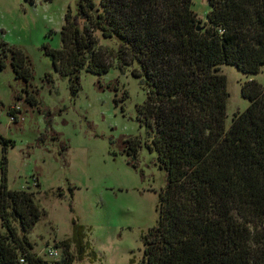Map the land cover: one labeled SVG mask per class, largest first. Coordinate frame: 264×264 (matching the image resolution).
Instances as JSON below:
<instances>
[{"label":"trees","instance_id":"1","mask_svg":"<svg viewBox=\"0 0 264 264\" xmlns=\"http://www.w3.org/2000/svg\"><path fill=\"white\" fill-rule=\"evenodd\" d=\"M208 2L203 22L193 0H78L76 12L65 14L61 47L43 46L73 94L83 71L101 76L114 59L135 65L132 74L146 92L137 121L166 172L158 222L144 237L147 264H264V85L251 79L242 86L250 104L227 126L229 92L220 72L225 64L261 72L264 0ZM97 32L118 40L117 51L99 46ZM0 49V68L11 58L16 78L26 82V98L36 104V91L28 89L30 57L5 42ZM0 141L5 148L1 134ZM139 146L127 141V153L136 155ZM0 163V264H51L27 236L45 212L28 187L9 188L6 156ZM72 224L71 238L56 244L65 252L58 264L87 255L94 262L85 226Z\"/></svg>","mask_w":264,"mask_h":264},{"label":"rangeland","instance_id":"2","mask_svg":"<svg viewBox=\"0 0 264 264\" xmlns=\"http://www.w3.org/2000/svg\"><path fill=\"white\" fill-rule=\"evenodd\" d=\"M77 4L78 0H0V42L30 57L34 76L28 89L36 91L37 99L32 104L26 98V82L16 78L7 57L0 68V134L7 143L4 148L0 141V162L6 156L9 188L28 187L45 212L27 235L38 255L51 264L64 259V248L56 244L71 238L75 219L85 226L97 259L92 262L87 255L72 264H147L144 237L158 222L166 172L157 153L147 148L149 138L137 121L136 107L145 101L146 92L141 78L132 74L135 65L114 59L110 71L101 76L83 71L81 89L73 94L69 79L55 71L43 49L61 47L65 14L69 8L76 12ZM193 9L207 21L208 0H193ZM96 35L99 46L117 51L118 40ZM220 72L227 77L230 126L250 104L242 86L251 79L264 85V66L256 75L228 64L221 65ZM127 141H140L136 155L127 153ZM50 247L59 250L57 258L48 256ZM70 252L76 255L73 244Z\"/></svg>","mask_w":264,"mask_h":264},{"label":"built area","instance_id":"3","mask_svg":"<svg viewBox=\"0 0 264 264\" xmlns=\"http://www.w3.org/2000/svg\"><path fill=\"white\" fill-rule=\"evenodd\" d=\"M0 167H1V163H0ZM47 254H48V256L51 257V258H57V256H59V250H58L57 248H55V247H50V248L47 249ZM20 262H21V263H24L25 261H24V259L22 258V259L20 260Z\"/></svg>","mask_w":264,"mask_h":264},{"label":"water","instance_id":"4","mask_svg":"<svg viewBox=\"0 0 264 264\" xmlns=\"http://www.w3.org/2000/svg\"><path fill=\"white\" fill-rule=\"evenodd\" d=\"M197 29H198V30H201V25H199Z\"/></svg>","mask_w":264,"mask_h":264}]
</instances>
